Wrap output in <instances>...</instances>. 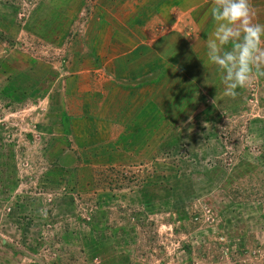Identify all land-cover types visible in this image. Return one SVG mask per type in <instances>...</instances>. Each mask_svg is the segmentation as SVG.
I'll return each instance as SVG.
<instances>
[{
  "label": "crops",
  "instance_id": "1",
  "mask_svg": "<svg viewBox=\"0 0 264 264\" xmlns=\"http://www.w3.org/2000/svg\"><path fill=\"white\" fill-rule=\"evenodd\" d=\"M82 1L75 0L73 5ZM96 3L101 10L93 12L84 36L71 43L70 59L64 64L61 79L55 67L43 60L29 58L24 62L2 55L0 91L18 101L26 102L28 97L31 102L40 101L53 132L49 144L51 160L72 171L70 174L80 184V193L93 197L97 206L106 208L110 214L105 224L113 217L110 210L116 205L149 209L154 191L148 184L159 174L154 172L129 192L120 191L117 201L112 190L91 184L96 168L154 161L160 150L184 147L189 156H178L179 163L189 159L191 165L199 166L170 180L174 181L170 192L176 201L173 206L176 212L184 211L183 198L199 196L218 211L231 203L230 196L235 194L239 198V229L243 228L236 244L264 245V185L259 182L262 176L264 179V161L255 155L244 159L238 171L240 177L252 175L253 186L232 187L236 177L207 165L208 156L198 153L197 149L209 144L212 135L200 140L198 130L194 129V134L182 138L179 134L182 130L177 127L179 120H192L185 130L196 128L199 116L192 102L197 100V88L211 92L213 99L231 102L245 97L246 87L237 88L235 97L226 96L222 73L208 60L207 42L215 30L210 13L214 0H96ZM250 5L253 22L264 24V0H250ZM48 9L52 10L53 19H62L61 28L75 12L66 4L58 11L57 7ZM5 16L0 10V23L10 26ZM231 47L230 43L224 49ZM256 82L264 91V78ZM200 110L202 121L217 111L209 104ZM164 160L172 162L166 156ZM159 173L163 174L160 170ZM159 188L156 195L165 198L164 183ZM99 216L105 218L104 214ZM183 217L181 222H185ZM98 218L90 223V229L78 226L80 231L74 243L82 245L83 258L88 261L99 256L98 264L133 261L128 251H113V240L118 241L111 233L102 237L93 234L103 224ZM1 257L0 264H4L5 256Z\"/></svg>",
  "mask_w": 264,
  "mask_h": 264
},
{
  "label": "rangeland",
  "instance_id": "2",
  "mask_svg": "<svg viewBox=\"0 0 264 264\" xmlns=\"http://www.w3.org/2000/svg\"><path fill=\"white\" fill-rule=\"evenodd\" d=\"M74 1L0 0L4 19L10 21V26L0 23V59L9 55L24 62L29 58L43 60L55 67L61 79L64 64L70 59L71 43L84 36L93 12L100 9L96 0L73 5ZM65 4L75 12L61 28L62 19L54 20L48 8L57 7L58 11ZM201 90L197 88V100L192 102L199 116L196 128L185 130L192 120H179V134L184 138L197 129L200 140L212 135L207 146L197 149L208 156L206 164L236 177L232 187L253 186V176L240 177L238 169L244 159L254 155L264 161V91L254 80L246 86L244 99L229 102L213 99L211 92ZM206 104L217 111L202 121L200 109ZM46 121L40 101L31 102L29 97L26 102L18 101L0 91V263L4 255V264H98L99 256L85 260L82 245L74 243L78 226L90 229L88 226L98 216L103 224L93 234L102 237L111 233L118 241L113 240V251H128L133 258L128 264H264V245L236 244L243 228L239 229V198L235 194L230 196L232 202L218 211L199 196L183 198L182 213L173 208L176 201L170 187H174V181L170 180L199 166L191 165L189 159L179 163L178 156H189L186 148L160 150L154 161L96 168L91 184L112 190L116 200L120 191L129 192L154 172L159 174L148 184L154 191L149 209L116 205L110 210L113 217L105 224L110 214L106 208L80 193L72 171L51 160L53 132ZM164 156L172 162L167 163ZM259 182L264 185L263 176ZM162 183L165 198L156 195ZM181 216H185V222L180 221ZM68 254H72L70 258ZM244 258L248 261H242Z\"/></svg>",
  "mask_w": 264,
  "mask_h": 264
},
{
  "label": "clouds",
  "instance_id": "3",
  "mask_svg": "<svg viewBox=\"0 0 264 264\" xmlns=\"http://www.w3.org/2000/svg\"><path fill=\"white\" fill-rule=\"evenodd\" d=\"M210 13L215 30L208 60L222 73L224 94L235 97L237 88L264 78V24L253 22L250 0H214Z\"/></svg>",
  "mask_w": 264,
  "mask_h": 264
}]
</instances>
